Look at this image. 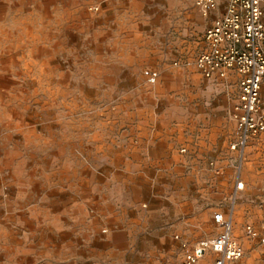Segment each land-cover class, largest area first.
Here are the masks:
<instances>
[{"label":"rangeland","instance_id":"374dc122","mask_svg":"<svg viewBox=\"0 0 264 264\" xmlns=\"http://www.w3.org/2000/svg\"><path fill=\"white\" fill-rule=\"evenodd\" d=\"M208 23L194 0H0V264H182L217 212L232 264H264V133L239 168L238 84L194 66Z\"/></svg>","mask_w":264,"mask_h":264},{"label":"built area","instance_id":"2783aa9c","mask_svg":"<svg viewBox=\"0 0 264 264\" xmlns=\"http://www.w3.org/2000/svg\"><path fill=\"white\" fill-rule=\"evenodd\" d=\"M194 5L205 18L217 13L204 31V50L195 58V68L205 79L224 80L229 71L240 75L238 99L231 111L235 127L230 144L239 153L240 168L249 141L264 133V0H194ZM143 76L151 85L159 79L154 69H145ZM211 166L216 174L221 173L218 166ZM241 187L238 180L237 188ZM213 221L220 232L196 243L182 264H200L208 253L216 255L212 264L240 259L242 249L233 237L231 218L217 212ZM245 231L249 237L258 236L250 225ZM261 241L264 244V236Z\"/></svg>","mask_w":264,"mask_h":264},{"label":"crops","instance_id":"0c3cea01","mask_svg":"<svg viewBox=\"0 0 264 264\" xmlns=\"http://www.w3.org/2000/svg\"><path fill=\"white\" fill-rule=\"evenodd\" d=\"M217 13H212L211 15H210V17H208V19H209V23L211 22V20L213 19V17L216 15ZM209 23H208V25H209ZM239 79H240V75L239 74H237L236 72H234V71H229L228 72V75H227V77H226V79H224V81L225 82H232V83H236L237 82V84H238V82H239ZM239 87V86H238ZM239 94V93H238Z\"/></svg>","mask_w":264,"mask_h":264},{"label":"bare ground","instance_id":"6f19581e","mask_svg":"<svg viewBox=\"0 0 264 264\" xmlns=\"http://www.w3.org/2000/svg\"><path fill=\"white\" fill-rule=\"evenodd\" d=\"M212 256V255H211Z\"/></svg>","mask_w":264,"mask_h":264}]
</instances>
